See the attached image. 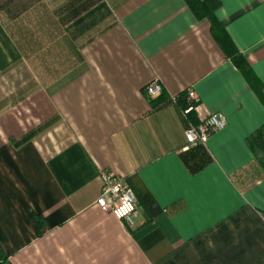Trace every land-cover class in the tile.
<instances>
[{"label":"crops","instance_id":"0c3cea01","mask_svg":"<svg viewBox=\"0 0 264 264\" xmlns=\"http://www.w3.org/2000/svg\"><path fill=\"white\" fill-rule=\"evenodd\" d=\"M219 1L243 70L183 0H0L10 264H264V167L250 147L264 128V0ZM189 88L190 115L176 101ZM212 113L225 127L188 145L186 127ZM102 170L128 180L132 226L95 204Z\"/></svg>","mask_w":264,"mask_h":264},{"label":"built area","instance_id":"2783aa9c","mask_svg":"<svg viewBox=\"0 0 264 264\" xmlns=\"http://www.w3.org/2000/svg\"><path fill=\"white\" fill-rule=\"evenodd\" d=\"M162 86L158 79L148 83L143 92L148 97H154L160 94ZM186 101L188 107L184 114L193 111L198 104L199 99L192 89L186 90ZM226 120L220 113H212L197 124H189L185 131V141L190 146L204 144L207 138L218 130L225 127ZM101 182L100 194L95 204L104 212L112 214L117 220L132 226L136 216V197L128 182L123 176H118L109 171L102 170L99 173Z\"/></svg>","mask_w":264,"mask_h":264},{"label":"trees","instance_id":"16d2710c","mask_svg":"<svg viewBox=\"0 0 264 264\" xmlns=\"http://www.w3.org/2000/svg\"><path fill=\"white\" fill-rule=\"evenodd\" d=\"M187 8L191 11L197 20H206L210 24V31L217 45L220 47L224 55L229 58L237 67L244 69L247 67L243 56L239 55L234 45L229 40L226 33L219 26L215 18V12L220 7L219 0H183ZM161 93V92H160ZM177 103L185 110L188 107L186 95L181 94L176 98ZM192 114V111L188 115ZM250 147L258 155L259 161L264 167V128L258 130L250 139ZM261 154V157H260ZM32 219L36 228L41 230L44 226V220L40 215H32ZM0 264H10L7 258L0 250Z\"/></svg>","mask_w":264,"mask_h":264},{"label":"rangeland","instance_id":"374dc122","mask_svg":"<svg viewBox=\"0 0 264 264\" xmlns=\"http://www.w3.org/2000/svg\"><path fill=\"white\" fill-rule=\"evenodd\" d=\"M187 102V101H186ZM260 157H261V154H260ZM262 158H264V157H262Z\"/></svg>","mask_w":264,"mask_h":264}]
</instances>
